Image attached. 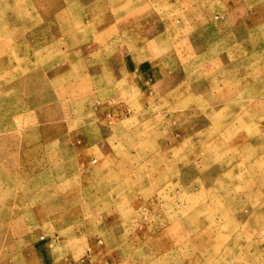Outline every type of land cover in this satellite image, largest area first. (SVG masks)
<instances>
[{
  "label": "rangeland",
  "instance_id": "374dc122",
  "mask_svg": "<svg viewBox=\"0 0 264 264\" xmlns=\"http://www.w3.org/2000/svg\"><path fill=\"white\" fill-rule=\"evenodd\" d=\"M0 264H264V0H0Z\"/></svg>",
  "mask_w": 264,
  "mask_h": 264
}]
</instances>
